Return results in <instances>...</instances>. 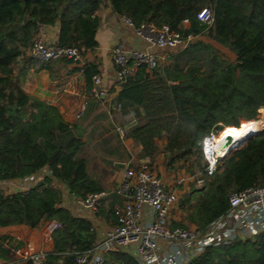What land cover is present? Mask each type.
Returning a JSON list of instances; mask_svg holds the SVG:
<instances>
[{"label": "trees", "instance_id": "trees-1", "mask_svg": "<svg viewBox=\"0 0 264 264\" xmlns=\"http://www.w3.org/2000/svg\"><path fill=\"white\" fill-rule=\"evenodd\" d=\"M101 1H109L114 13L135 26L165 24L199 37L157 67L147 70L141 65L122 83L116 82L120 90L114 101L122 114L132 110L136 117L127 136L140 146L139 157L150 167L157 140L165 138L161 154L167 171L179 165H187L189 174L202 169L205 134L224 126L237 128L242 120L256 121L259 107L264 108V0H0V180L43 169L50 173L28 191L0 192V227L36 228L42 220H55L46 264H73L75 253L91 249L96 241L92 222L61 205L57 182L78 198L101 192V187L87 174L85 159L77 156L83 141L76 126L65 122L57 107L28 94L16 70H46L55 79L62 67L74 63L26 54L43 25L59 23L60 46L95 48L100 25L95 12ZM203 7L213 13L208 28L197 19ZM76 70H82L90 91L97 66L85 62L69 71ZM263 183L264 130L227 153L202 187L190 182L177 207L185 222L204 231L227 211L231 192ZM113 209L101 205L96 215L113 225ZM22 245L13 236H0V258L10 260L13 249ZM103 264L139 262L131 252L117 249L105 254ZM187 264H264V230L249 238L207 244Z\"/></svg>", "mask_w": 264, "mask_h": 264}, {"label": "built area", "instance_id": "built-area-1", "mask_svg": "<svg viewBox=\"0 0 264 264\" xmlns=\"http://www.w3.org/2000/svg\"><path fill=\"white\" fill-rule=\"evenodd\" d=\"M197 19L207 28L211 27L213 23L211 9L201 8L197 13ZM122 20L125 25L132 28L134 35L140 38L146 47L125 48L117 45L112 48L115 65L114 79L118 83H122L128 76L133 75L141 65H144L147 70L157 67L162 60L183 49L195 38L191 34L184 35L180 31L172 30L165 24L160 27L151 23L135 26L126 16H122ZM182 24L187 26L188 20L184 19ZM82 52L83 49L74 45L60 46L56 42L46 43L38 35L34 36L26 48V54L31 57L44 61L67 58L76 64H81L80 66L85 63ZM91 80L90 97L96 100H107L110 91L102 83L100 74H93ZM108 102L115 113L122 114L119 103H116L114 99ZM263 111L264 108L259 107L255 119L261 118L264 121ZM123 116L131 125L136 122L132 110ZM115 130L120 138H124L128 131L123 125H117ZM220 130H210L201 140V152L205 161L203 168L188 175L179 176L170 184H165L147 161L130 163L126 166L115 190L122 198V203L113 209L115 224L108 229L104 238L94 243L91 249L75 253L73 264H103L105 254L117 249L131 252L139 264H167L160 262L159 240L166 241L171 246L178 244L174 254L179 257L176 264H187L202 252L205 245L231 241L236 236L231 237L236 229L246 231L250 236L264 230V183L231 192L227 211L204 231L175 225L171 221L172 210L181 195V186L186 182H193L196 188L202 187L214 174L228 150L231 152L243 144L230 143L226 147V152L223 153L221 151L223 146H217L215 140ZM103 196L104 192L88 193L78 202L96 214ZM146 212L148 221L144 223L142 217ZM27 249L26 252L21 249L13 251L19 258L16 262L45 263L47 252L35 251L30 245ZM0 264L12 263L0 259Z\"/></svg>", "mask_w": 264, "mask_h": 264}, {"label": "crops", "instance_id": "crops-1", "mask_svg": "<svg viewBox=\"0 0 264 264\" xmlns=\"http://www.w3.org/2000/svg\"><path fill=\"white\" fill-rule=\"evenodd\" d=\"M95 14L100 18V25L95 33L97 46L83 51V59L84 62H91L97 66L102 83L110 91L107 100H96L90 97L82 70L69 71L75 67H80L81 64H67L60 69L59 77L55 79H52L46 70L35 72L32 69H25L19 72L17 69L16 71L19 84L26 92H28L27 87L31 85L32 90H36V94H33L35 97L57 107L63 120L76 126L83 141V146L77 156L85 159L87 174L101 187V192H104L101 205L115 208L122 203L121 196L115 190L123 176L124 168L130 163L136 164L146 159L135 158L131 148L135 147L140 155V146L134 143L127 134L124 138H120L115 130L117 125H123L129 129L131 123L123 116L125 114L115 113L108 102L110 99H115L120 90V86L114 79L115 65L112 48L117 45H122L125 48H145L146 46L140 38L134 35L132 28L124 24L122 16L112 11L109 1H101V5ZM58 32L59 23L56 22L53 25L41 26L36 35L41 37L44 42L51 43L57 41ZM162 140H165V138ZM158 159L160 160L158 161ZM162 162L163 157L157 154L151 164L152 167L157 165L155 169L162 181L165 184H170L171 177L179 172L177 170L172 171L174 173L172 175L171 171H165L164 166L159 165ZM49 174L48 170L43 169L23 178L0 180V192L14 194L28 191L31 187L43 183L44 178ZM57 186L61 189V205L68 208L74 216L92 222L96 234L95 243L104 238L106 232L112 226L111 222L105 220L102 216L96 215L89 208L81 206L78 202L80 198L70 194L64 184L57 182ZM185 186L186 184L181 186V192L188 188V184ZM175 209L177 212L175 215L171 213V217L176 216L178 219L180 211L177 205L172 212ZM142 221L144 223L148 221L147 212L143 215ZM184 225L187 228H195L187 222H184ZM57 226L58 223L51 219L42 220L36 228H29L24 225L0 227V236L7 234L23 242L21 247L14 248L13 251L21 249L26 252L28 250L27 246L30 245L35 251L48 253L53 248L51 233ZM233 235L241 238L252 237L248 232L237 229L231 237ZM158 245L160 262L178 263L179 257L174 255L178 244H172V248L171 244L159 240ZM18 259L13 252V258L8 261L2 260L12 264H23L25 262H16Z\"/></svg>", "mask_w": 264, "mask_h": 264}, {"label": "bare ground", "instance_id": "bare-ground-1", "mask_svg": "<svg viewBox=\"0 0 264 264\" xmlns=\"http://www.w3.org/2000/svg\"><path fill=\"white\" fill-rule=\"evenodd\" d=\"M259 119L256 121L245 122V123L239 125V128L238 127L236 128L233 126L232 127L231 126H224L220 130L218 136L215 138L217 146H223L224 139L226 136H228L230 138L232 144L241 143L249 135H251V134H253V133H255L261 129L262 122ZM243 125H248V126H246L248 129L243 128V127L240 128ZM226 150H227L226 147H221V151H223V153H225Z\"/></svg>", "mask_w": 264, "mask_h": 264}, {"label": "rangeland", "instance_id": "rangeland-1", "mask_svg": "<svg viewBox=\"0 0 264 264\" xmlns=\"http://www.w3.org/2000/svg\"><path fill=\"white\" fill-rule=\"evenodd\" d=\"M199 37L197 36L195 39H198ZM31 88V89H30ZM27 90H28V94H30L31 96H34L33 94H36V90L34 89V90H32V86L30 85V86H28L27 87ZM41 94V93H40ZM39 96H41V95H39ZM35 97V96H34ZM37 98V97H36ZM260 116H261V114H260ZM259 117V116H258ZM263 118H264V111H263ZM261 122H262V124H261V128L264 126V121L260 118L259 119ZM244 121H246V120H242L241 121V123H240V125L241 124H243V123H245ZM246 126H248V125H243V126H241L240 128H246V129H248ZM239 128V127H238ZM164 143H165V140H162V139H160V140H157V154H159V156H161V157H163L162 156V149H163V145H164ZM131 152H132V154H133V156L135 157V158H137V157H139V153H138V151H137V149H135V147H132L131 148ZM160 159H158V161H159ZM163 161H164V158H163ZM136 162V161H135ZM159 165H162V166H164V164H163V162L161 163V164H159ZM157 166V165H156ZM156 166H154V167H152V170L156 173V174H158V172H157V170L155 169V167ZM164 168H165V166H164ZM177 172H179L178 174H176V175H174L173 177H171V179L170 180H175L177 177H179V176H185V175H188L189 173H188V169H187V165H179L178 167H177ZM176 170H174V172L176 171ZM165 171H167L166 169H165ZM171 174L173 173L172 171L170 172ZM174 174V173H173ZM172 174V175H173ZM186 184V186H187V184L189 185V182H186L185 183ZM185 186V187H186ZM188 189V188H187ZM186 189V190H187ZM185 190V191H186ZM181 194H183V191L181 192ZM178 210H179V208H178ZM180 211V215H179V218L177 219V217L175 216H173L172 217V219H171V221H172V223H175V222H182L183 224H184V219H183V213L181 212V210H179ZM177 212V210L175 209V211H173L172 212V215H175V213ZM177 219V220H176Z\"/></svg>", "mask_w": 264, "mask_h": 264}, {"label": "water", "instance_id": "water-1", "mask_svg": "<svg viewBox=\"0 0 264 264\" xmlns=\"http://www.w3.org/2000/svg\"><path fill=\"white\" fill-rule=\"evenodd\" d=\"M263 130H264V126H263L260 130H258L257 132H255V133L249 135L246 139H244V140H243L241 143H239V144L244 143L247 139H249V138L252 137V136H255V135L260 134ZM230 143H231L230 138H229L228 136H226L225 139H224L223 147H227V146H229ZM229 149H230V148H229ZM229 151H230V150H228V152H229ZM228 152H227V153H228ZM227 153H226V154H227ZM120 165H121V164H120Z\"/></svg>", "mask_w": 264, "mask_h": 264}]
</instances>
